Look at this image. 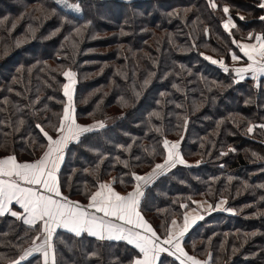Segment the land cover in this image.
I'll return each mask as SVG.
<instances>
[{
	"label": "trees",
	"instance_id": "1",
	"mask_svg": "<svg viewBox=\"0 0 264 264\" xmlns=\"http://www.w3.org/2000/svg\"><path fill=\"white\" fill-rule=\"evenodd\" d=\"M261 2L215 0L213 8L209 0H68L79 5L75 13L57 0H0V158L24 163L43 155L48 141L37 125L58 136L67 102L63 72L71 70L76 121L108 124L67 148L61 193L85 204L108 179L130 192L133 173L164 161V140L181 142L187 165L145 189L144 219L163 239L196 201L224 200L233 213L204 218L183 240L184 251L211 264H264V78L258 85L239 80L231 58L243 57L234 40L264 35ZM229 18L236 25L230 32L223 26ZM41 232L39 224L0 216V264L18 260ZM53 250L56 264H133L141 257L124 241L62 230ZM21 264L44 258L33 252ZM158 264L180 261L163 254Z\"/></svg>",
	"mask_w": 264,
	"mask_h": 264
},
{
	"label": "snow or ice",
	"instance_id": "2",
	"mask_svg": "<svg viewBox=\"0 0 264 264\" xmlns=\"http://www.w3.org/2000/svg\"><path fill=\"white\" fill-rule=\"evenodd\" d=\"M57 2L72 7L77 12L80 11L78 4L69 5L68 0H57ZM209 3L211 7H217L215 0H209ZM259 7L264 8V2H261ZM223 12L228 14L229 7L224 6ZM240 19L243 20L244 17L241 16ZM260 19L264 20V16ZM230 24L232 28L236 27L231 18L223 25L229 32ZM79 32L80 30L77 29L78 34ZM248 38L254 39V42L242 44L233 41L246 58L245 66L233 69L241 80L249 74L253 79L264 76V35L257 34L253 38V34L249 33ZM231 58L233 61L241 60L236 53H232ZM206 59L210 58L206 57ZM212 63H220L224 67L223 61L212 60ZM224 71L227 72L229 69L224 67ZM75 75L71 70L63 72L67 82L62 88L67 102L64 104L63 113L55 129L59 134L57 138L54 139L39 124L37 125L48 141L43 155L34 162L24 163L18 162L15 156L0 159V216L10 213L11 216L22 219L23 223L29 226L35 227L39 224L44 237L40 244H35L33 241V247L24 251L18 260H13L10 264H21V261L26 260L33 252L42 253L44 264H50V262L56 264L52 238L57 229H66L76 237L87 233L101 241H126L142 253V257L135 259L133 264H156L161 253L175 256L180 264H188V262L201 264L181 247V239L189 228L187 215L183 218L182 228L176 220H173L166 237L161 239L138 210L145 185H149L156 177L163 175L177 164L186 163L179 151L180 142L164 140L163 163L156 164L146 175L133 173L136 183L127 195H121L115 191L111 184L101 183L98 190L89 196L87 206H84L79 202L69 200L61 193L57 173L64 159L65 149L70 142H79L83 134L105 126L103 122L90 126L77 123L73 104ZM259 127L264 128V125ZM253 130V127L248 128L249 133ZM13 202L23 209V214L11 209ZM209 208L211 209L212 205H209ZM90 209L93 211H89ZM226 210L232 211L231 209ZM96 213H102V215L97 216ZM35 239L39 240L40 236Z\"/></svg>",
	"mask_w": 264,
	"mask_h": 264
},
{
	"label": "crops",
	"instance_id": "3",
	"mask_svg": "<svg viewBox=\"0 0 264 264\" xmlns=\"http://www.w3.org/2000/svg\"><path fill=\"white\" fill-rule=\"evenodd\" d=\"M263 2H264V0H263ZM241 43V42H240ZM246 43H253V42H246ZM243 44V43H242ZM243 55V54H242ZM244 59H245V63H246V58H244V57H241V60L240 61H238L239 62V64L240 65H234L233 66V68H236V67H241V66H245V63L244 64H242V62L244 61ZM232 62H235V61H233L232 60ZM262 78H264V76H261V77H259L258 79H253L252 77H251V75L249 74V75H247V76H245V78L243 79V80H246V79H251V80H254L255 81V83L258 85V83L260 82V80L262 79ZM239 80H241L240 78H239ZM78 123V122H77ZM79 124V123H78ZM96 123H93V124H89V125H83V126H90V125H95ZM80 125H82V124H80ZM96 130H99L98 128H96V129H94L93 131H96ZM86 134V133H85ZM84 135V134H83ZM82 135V136H83ZM81 136V137H82ZM80 137V138H81ZM73 143H76V142H70L69 143V145L67 146V148L71 145V144H73ZM67 148L65 149V151H64V158H65V153H66V150H67ZM0 159H2V158H0ZM63 161H64V159H63ZM63 161L61 162V164H60V168H59V170H58V173H57V176H58V174H59V172H60V170H61V167H62V165H63ZM163 163V162H162ZM146 175V174H145ZM164 175V174H163ZM141 176H143V175H141ZM160 176H162V175H159L158 177H156L155 179H154V181L152 182V183H150L149 185H145L144 187H143V192L145 191V189L148 187V186H150V185H152ZM102 183H108V184H111L112 185V187L114 188V183H115V180L114 179H108V180H105L104 182H102ZM115 189V188H114ZM133 190V189H132ZM131 190V191H132ZM115 191H117V192H119L121 195H127V193L128 192H120V191H118V190H116L115 189ZM64 196V195H63ZM144 196V195H143ZM143 196L141 197V200H140V205H139V211H140V213H141V210H140V208H141V202H142V199H143ZM221 201H224V200H221ZM221 201H219V202H217L216 204H211V203H209V202H207V201H196L195 202V207H194V209H191L190 211H188L185 215H187L188 216V218H189V228H188V231L185 233V235L183 236V238L181 239V247H182V243H183V240L185 239V237L187 236V234L189 233V231L194 227V226H196L198 223H200L204 218H206L207 216H209V215H212V214H214V213H219L218 211H222V212H225V213H233L232 211H227L226 209H228V206H227V202L226 201H224V203H221ZM81 204V203H80ZM87 204L88 203H85V204H82V205H84V206H87ZM209 205H212V208L210 209L209 208ZM216 205H220V207H216ZM11 207V209L12 210H14V211H17L18 213H22L23 214V209H21L20 208V206L18 205V204H15V202H13V204L10 206ZM89 211H93V210H89ZM96 215L97 216H101L102 215V213H96ZM141 215H142V213H141ZM184 215V216H185ZM3 216H9L10 218H12V219H14V220H17V221H21V222H23V220L22 219H17L16 217H13V216H11L10 215V213H6L5 215H3ZM143 216V215H142ZM199 217H203V219H199ZM176 221H177V223H178V225L180 226V228H182L183 227V219L181 220V221H179L178 219H175ZM194 221V222H193ZM25 224V223H24ZM27 225V224H26ZM29 226V225H28ZM170 227H171V225H170ZM58 230H62V231H65V232H68L66 229H57L56 231H58ZM70 233V232H69ZM55 234V233H54ZM73 234V233H72ZM84 235H86V236H88V237H91V238H94V239H97L96 237H93V236H90V235H88L87 233H83L81 236H84ZM54 236V235H53ZM43 235L41 234L40 235V239L39 240H37L36 241V243L35 244H40V243H42V241H43ZM42 240V241H41ZM98 240V239H97ZM104 241H109V240H104ZM111 241H116V240H111ZM124 242H126V241H124ZM52 243H53V238H52ZM127 243V242H126ZM128 244V243H127ZM131 246H133V245H131ZM134 247V246H133ZM165 247H168L167 245H165ZM135 248V247H134ZM183 248V247H182ZM138 250V249H137ZM139 251V250H138ZM35 253H38V252H35ZM163 254H167V253H161L160 254V257H159V259H158V261L156 262V264H158L159 263V260H160V258H161V256L163 255ZM141 257H142V253H141ZM140 257V258H141ZM198 260V259H197ZM200 261V260H199ZM201 262V264H211L210 263V260L208 259V260H206V263H203V261H200ZM50 264H51V262H50Z\"/></svg>",
	"mask_w": 264,
	"mask_h": 264
},
{
	"label": "rangeland",
	"instance_id": "4",
	"mask_svg": "<svg viewBox=\"0 0 264 264\" xmlns=\"http://www.w3.org/2000/svg\"><path fill=\"white\" fill-rule=\"evenodd\" d=\"M60 5H62L63 7H65L66 9H68L69 11H74L75 13H78L77 11H75L72 7H67V6H64V4H62V3H59ZM69 5H72V4H70V3H68ZM229 27H230V25H229ZM254 42V41H253ZM212 60H215V59H211L210 61L212 62ZM217 61V60H216ZM214 64V63H213ZM223 64H224V62H223ZM232 64H233V66L234 65H240L239 64V62L238 61H235V62H232ZM215 65H217L218 67H221V68H224V67H227V66H224V67H222L221 65H220V63H216ZM228 69L230 68V67H227ZM234 69V68H233ZM232 72L233 73H235L233 70H232ZM235 76L236 77H238L237 75H236V73H235ZM75 80H76V82H77V79H76V75H75ZM67 82V81H66ZM75 91H76V83H75V85H74V93H75ZM73 97H74V95H73ZM66 100H67V98H66ZM73 104H74V102H73ZM75 107V106H74ZM103 123H104V125H106V124H108V122L107 121H102ZM97 124V123H96ZM98 129H101V128H98ZM59 135V134H58ZM54 139L55 138H57V137H53ZM169 142H177V141H170V140H168ZM180 145H181V142H180ZM179 151H180V148H179ZM185 165H187L186 163L185 164H177L175 167H173V168H170L166 173H164V174H168V173H170V172H172V171H174L177 167H180V166H185ZM218 212H222V211H218ZM44 239V238H43ZM42 241V240H41ZM52 245H53V243H52ZM40 252H38L37 254H39ZM42 254V253H41ZM158 261V260H157ZM156 261V262H157ZM203 263H206V261H203ZM188 264H190V262H188Z\"/></svg>",
	"mask_w": 264,
	"mask_h": 264
}]
</instances>
